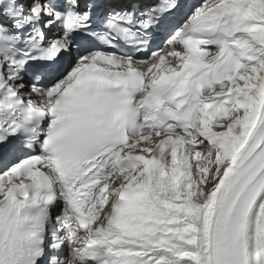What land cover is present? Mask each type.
<instances>
[{
    "label": "snow or ice",
    "instance_id": "6c2138e0",
    "mask_svg": "<svg viewBox=\"0 0 264 264\" xmlns=\"http://www.w3.org/2000/svg\"><path fill=\"white\" fill-rule=\"evenodd\" d=\"M0 264H264V0H0Z\"/></svg>",
    "mask_w": 264,
    "mask_h": 264
}]
</instances>
